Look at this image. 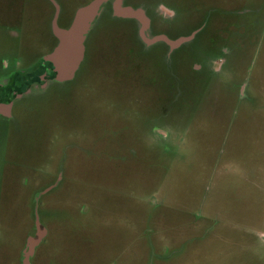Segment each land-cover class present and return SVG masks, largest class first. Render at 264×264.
<instances>
[{
    "label": "rangeland",
    "instance_id": "374dc122",
    "mask_svg": "<svg viewBox=\"0 0 264 264\" xmlns=\"http://www.w3.org/2000/svg\"><path fill=\"white\" fill-rule=\"evenodd\" d=\"M55 1L67 28L91 0ZM125 4L151 27L104 12L72 82L0 120V264H22L37 215L30 264H264V0ZM56 13L0 0V70L50 49ZM156 35L192 39L168 54Z\"/></svg>",
    "mask_w": 264,
    "mask_h": 264
},
{
    "label": "water",
    "instance_id": "95a60500",
    "mask_svg": "<svg viewBox=\"0 0 264 264\" xmlns=\"http://www.w3.org/2000/svg\"><path fill=\"white\" fill-rule=\"evenodd\" d=\"M57 9L56 17L53 20V31L58 38V43L54 49L43 56L45 61L53 64L55 77L54 80L64 82L74 78L85 57V42L88 34L92 30L98 18L107 12L110 8L111 15L117 18L136 19L141 24V32L147 30L151 21L142 7H133L125 4V0H91L89 3L81 6L76 11L74 18L67 28H61L57 24L59 5L55 0H51ZM192 39V36L180 37L172 40L165 35H156L148 43L166 41L173 48ZM46 85L43 84L42 87ZM30 92L27 91L26 93ZM21 97V95H18ZM12 103L1 104L0 108L7 114L11 110ZM51 187L40 192V195L47 192ZM37 235L29 237L27 241L28 250L24 252L22 264H30V258L34 254L35 248L42 242L47 231L42 227L39 216L35 220Z\"/></svg>",
    "mask_w": 264,
    "mask_h": 264
},
{
    "label": "flooded vegetation",
    "instance_id": "af4514ba",
    "mask_svg": "<svg viewBox=\"0 0 264 264\" xmlns=\"http://www.w3.org/2000/svg\"><path fill=\"white\" fill-rule=\"evenodd\" d=\"M47 1L50 4L51 3L54 4L51 0H47ZM52 18H53V15L50 16V19H49L50 24H48V27H47L48 35L42 36L44 39L49 40V41L52 39L51 46H50L49 50H47L44 53H41V55L39 56V58H41V60H37L34 57L28 58L27 60H29V63L25 64V67L27 68L28 71L23 73V75L17 81L16 84L13 83V77H12L13 75H11L13 72H9V73L7 72L6 73L7 75L5 74V72L10 70V68L0 70V105L13 103L12 109L9 111L8 114L3 109L0 108V120H10V121L13 120L14 116H15L13 111L17 106L16 103L22 99H25L26 97L33 94L34 92L47 91L50 87H53L55 85V83L58 85H61V84L67 83V82H72V79L64 81V82L55 81L54 77H55L56 73L54 71L53 64L51 62L45 61L43 59V56L46 55L47 53L51 52L58 43V38L54 34V31H53V20L55 17L53 19ZM57 19H58V17H57ZM72 20H71V22H72ZM132 20H135L137 23H139V21H137L136 19H132ZM58 21H59V19H58ZM58 21H57L58 26L63 28L62 26L59 25ZM71 22H69V24H71ZM150 27H151V24H150ZM160 34H162V33H160ZM157 44L158 45L163 44L164 46H166L167 47L166 53H168V54H170V52H173L175 49H177L180 46L179 45L178 47L173 48L166 41H158L156 43H153L152 45H157ZM85 55H86V50H85ZM84 59H85V57H84ZM21 61H23V60L21 59L17 62L18 66L21 65L20 64ZM83 61H85V60H83ZM81 65H82V63H81ZM81 65H80V67H81ZM80 67L78 70H80ZM37 68H39L38 70L40 71V73L34 75L33 73H35ZM29 69L35 70V71H29ZM78 70L76 71L75 76L77 75ZM37 75H38L39 81L41 83H38V81L33 83L34 77ZM43 84H45L46 86L42 87ZM20 89H22V91H20ZM29 90H30V92L26 93ZM18 95H21V97H18Z\"/></svg>",
    "mask_w": 264,
    "mask_h": 264
},
{
    "label": "trees",
    "instance_id": "16d2710c",
    "mask_svg": "<svg viewBox=\"0 0 264 264\" xmlns=\"http://www.w3.org/2000/svg\"><path fill=\"white\" fill-rule=\"evenodd\" d=\"M49 3V2H48ZM50 4V3H49ZM107 12H109L108 14H109V16H106V18H110V17H112L110 14H111V11H110V8H108V10H107ZM106 14V13H105ZM113 18V17H112ZM115 22V21H114ZM4 25V24H3ZM99 28H97L96 30H98ZM11 30V29H10ZM17 33H19V32H17ZM19 40H20V38H19V36L18 35H16L15 36V39H14V47H17V45H18V42H19ZM92 43H94L93 41H90L89 43H88V45H87V49H86V55H85V60L86 59H93L94 58V55H95V51H96V46L95 45H92ZM27 48V47H26ZM31 49V48H30ZM29 50V49H28ZM19 51H22V50H19ZM19 51H17V52H15V63H17L19 60H27L28 58L25 56V55H22V52H19ZM46 52V51H45ZM34 53V52H33ZM32 53V54H33ZM42 53V52H41ZM44 53V52H43ZM36 55V54H35ZM33 56V55H32ZM39 56L40 55H38L35 59H37V60H41V58H39ZM25 64L26 63H24V64H21L20 66H16L15 68H12V69H10V70H8V71H6L5 72V74L8 72H13L11 75H13L12 77H13V83L14 84H16L17 83V81L21 78V76L23 75V73H25L26 71H28L27 70V68L25 67ZM39 68H37L36 69V71L35 70H30L29 69V71H35V73H33L34 75H36V74H39L40 73V71L38 70ZM7 75V74H6ZM36 81H38V83H41L40 81H39V77H38V75L37 76H35L34 77V80H33V83L34 82H36ZM31 82V81H30ZM58 84H56L55 83V85H54V87L55 86H57ZM20 91H22V89H20Z\"/></svg>",
    "mask_w": 264,
    "mask_h": 264
},
{
    "label": "crops",
    "instance_id": "0c3cea01",
    "mask_svg": "<svg viewBox=\"0 0 264 264\" xmlns=\"http://www.w3.org/2000/svg\"><path fill=\"white\" fill-rule=\"evenodd\" d=\"M13 104V103H12ZM10 109H12V106H11V108Z\"/></svg>",
    "mask_w": 264,
    "mask_h": 264
}]
</instances>
